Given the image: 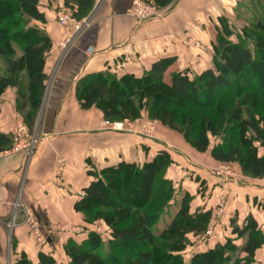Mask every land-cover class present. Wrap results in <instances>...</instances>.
I'll use <instances>...</instances> for the list:
<instances>
[{
  "label": "trees",
  "instance_id": "obj_1",
  "mask_svg": "<svg viewBox=\"0 0 264 264\" xmlns=\"http://www.w3.org/2000/svg\"><path fill=\"white\" fill-rule=\"evenodd\" d=\"M7 1L9 5L6 7L0 5V24L6 28L4 33H0V60L6 59L7 63L4 73L0 67V96L8 89H15L17 110L25 118V124L34 129L36 112L41 106L48 79L43 64L53 42L45 30L31 26L32 23L28 25L30 21L46 23L40 0ZM62 1L73 10L75 17L82 18L93 9L96 0ZM147 1L166 8L177 0ZM244 1L235 8L237 20L245 22L242 23L238 42L229 39L234 32L229 22L223 20L225 34L219 33L211 45L213 68L195 78L179 71L174 73L170 84L165 82V77L174 63L173 59L154 63L142 77L106 70L77 83L76 97L81 108H97L109 121L116 118L135 121L146 111L150 119L176 131H181L177 128L178 122L187 121V132H192L196 139L192 141L187 132H181L200 152H206L209 136L223 134L226 144L212 152L213 158L222 164H239L245 176L263 179L264 155L260 154V150L264 147V5L258 4L259 0ZM245 7L249 13L254 11L246 21L240 20L239 16ZM8 12L10 14L5 17L4 13ZM16 14L20 15V19ZM13 42L20 46L22 55H15L9 44ZM24 69L28 74L25 79L22 77ZM223 91L226 93L222 94ZM163 93L168 95L161 100L159 95ZM215 93L222 95L213 99ZM208 96L212 100L207 103L205 98ZM164 99L168 102H163ZM229 99H234V104L227 103ZM180 103L198 111L207 108L205 111H209L211 116L194 117L172 109V105L180 106ZM206 104L209 106L206 107ZM229 129L232 135H227ZM12 147V135L0 132V153ZM172 163L170 155L162 152L142 168L122 163L104 169L102 176L85 189V196L75 202L74 208L84 214L94 210L113 211V217H118L121 222L118 226L111 224L114 239L107 241L108 253H104L105 241L100 235L92 234L81 240L69 239L64 246V254L71 264H255L256 253L264 244V234L252 215L245 219L243 225L238 224L236 217L231 220V236L236 240H245L241 247L236 245L235 240L227 239L206 248L189 263L182 255L187 247L186 238L188 235L202 236L208 231L213 209L192 214V199L186 195L170 225L160 234L156 231L161 215L175 198V185L167 178ZM131 177H134L133 188L137 198L144 200L148 208L141 203L128 206L133 196L131 187L124 183ZM112 187L115 189L113 194L110 191ZM97 215L102 217L100 213ZM106 220L110 224L109 219ZM125 247L132 252L123 260L120 254L124 253ZM241 256L245 257L241 259ZM16 264L32 263L23 254ZM39 264H55V259L41 253Z\"/></svg>",
  "mask_w": 264,
  "mask_h": 264
},
{
  "label": "crops",
  "instance_id": "obj_2",
  "mask_svg": "<svg viewBox=\"0 0 264 264\" xmlns=\"http://www.w3.org/2000/svg\"><path fill=\"white\" fill-rule=\"evenodd\" d=\"M133 1L96 0L91 27L72 47L71 44L65 47L68 51L63 48L66 30L53 17L48 21V32L57 50L47 63L49 82L39 107L40 116L35 118L39 143L32 154L0 153V264H16L23 254L32 264H39V255L50 251L56 259L53 255L61 253L67 240L85 237L67 234L59 239L53 234L49 237L48 249L26 222L33 221L41 235L48 237V229L55 224L78 220L74 204L79 199V191L94 181L93 172L122 163L142 166L147 161L145 147L151 158L159 151L154 144L145 143L136 135L102 129V117L95 108H81L76 97L77 83L106 70L142 77L154 63L163 59H173L179 71L205 70L210 66L212 54L206 51L197 58L195 51L183 46V34L190 33L209 48L212 44L210 30L217 29L219 20L224 17L234 22V10L240 0H177L164 9L162 17L144 24L126 14ZM42 4L49 11L51 5L46 0ZM165 35L167 38H163ZM0 108V132L13 135L23 119L17 110L16 90L5 92ZM157 142L163 144L160 140ZM176 154L173 151L176 172L181 168L190 170L182 165L187 158L183 160ZM194 165L195 171L202 170L199 164ZM214 178L206 171L203 182L217 185ZM217 181L224 186L220 179ZM240 185L250 190L244 191L241 187L240 191ZM227 186H231L225 212L227 221L236 217L238 224L243 225L252 215L264 231V183L255 179L247 182L230 179ZM212 202L206 198L203 204L213 206Z\"/></svg>",
  "mask_w": 264,
  "mask_h": 264
},
{
  "label": "rangeland",
  "instance_id": "obj_3",
  "mask_svg": "<svg viewBox=\"0 0 264 264\" xmlns=\"http://www.w3.org/2000/svg\"><path fill=\"white\" fill-rule=\"evenodd\" d=\"M0 1H2V0H0ZM42 1L43 0H40V5H41V9L43 11L45 9L44 12H45V16H46L45 17L46 23H44V22L39 23V22H35V21H30L28 23V25L30 23H32V24H30L31 26H35V27L37 26L38 28L45 30L47 35H49L47 24H48V21H51L52 17L54 18L56 23L60 27H62L60 24V21H59V16L61 14H63L64 16H68L70 18V20H74L77 22H83V21L87 22V24L83 26V28H82L83 30L81 32H79L78 35L74 36L72 34H67V40L71 41L70 47H72L74 45V43H75L74 41L77 38H79L80 35H82L85 31H87L91 27V25L95 19L94 9H92L86 16H84L82 18H77L73 15V10L69 6L64 4V2L62 0H46V3H48V5H51V8L49 9V11H46V7L42 4ZM141 1L148 4V5L155 6L159 10V13L163 14V11L165 8L158 7L156 4L148 2L147 0H141ZM133 2H132V4H133ZM240 2L245 3L244 0H240L237 3V5ZM258 4L264 5V0H259ZM0 5L3 7H6L7 5H9V2L7 0H4V2H2V3L0 2ZM237 5H236V8H237ZM11 7L13 9V5ZM94 7H95V5H94ZM253 12L254 11L251 10L249 13V10L247 7L241 9V13H239L240 14L239 16L242 19H240V20L246 21L247 17L251 16V13H253ZM9 14H10L9 12H8V14L4 13V16L7 17ZM16 17L18 19H20L19 14H16ZM236 17H237V15H236V12L234 10V22H232L233 24L230 23L226 17L219 20V23H220L219 27L217 29L210 30L211 37H212V43H214V41L217 40L219 33L225 34V31H223V23H222L223 20L224 21L226 20L229 22V25L233 29V32H234V35L229 36V39L232 40L234 43L238 42V35L241 33L242 23L245 24V22H239ZM26 19L24 18L25 21H28ZM135 21H137V20H135ZM5 31H6V28L4 27V25L0 24V33H4ZM14 31L15 30H12V32H14ZM73 36H74V38H73ZM183 36L185 37V39L183 40V43L185 41V44L183 46L185 48L191 49L192 51H195V55L197 58H199L200 55H202V53H204L206 51L213 55L212 46H210L209 48L204 46L203 44L198 42L193 36H191V34L188 32L184 33ZM49 37H50V35H49ZM163 38H167V36L165 35ZM9 44L14 49L15 55H17V56L22 55V51H21V48L19 45L15 44L14 42L9 43ZM65 47H67L66 43L63 46V48L67 49V51H68V48H65ZM56 50L57 49L55 48L54 45L51 46V48L49 50H47L48 53H47L46 59L44 60L43 69H44L46 75L48 76L46 85L49 82V76H50V73L48 72L49 65L47 63L49 62L50 55L52 53H55ZM64 53H66V51ZM212 55H211L210 66L208 68H206L205 70L214 67ZM6 64H7L6 59L0 60V67H1V71L3 73L7 67ZM196 69H200V68H196ZM205 70H202V71L193 70L194 72L193 71L190 72L189 70H187V71H181V72H186V73L190 74V76L192 78H195L196 76H198L201 72H203ZM178 72H179L178 66L173 63L166 73L165 82L170 84V82L172 80V76L174 75V73H178ZM27 75H28L27 69H24L22 72V77L25 79ZM251 85H253V82H251ZM120 90L121 89L119 88V91ZM12 91H13V89H12ZM225 93H226V91H223L222 94H225ZM4 94L0 96L1 99L4 96ZM222 94L221 93H217V94L215 93L214 96L212 95L213 99L215 98V96H220ZM167 95H168V93H163L162 95H159V97H161L162 98L161 100H163V97H165ZM205 99L207 100V103L212 100L210 98V96H208ZM163 102H168V100L164 99ZM226 102L229 104L230 103L234 104L235 100L229 99ZM41 104H42V102H41ZM180 104H181L180 106L172 105L171 107H173L172 109L180 111L179 113H182L185 115L192 114L194 117H200L201 115L211 116L209 111H205V110H207V108L204 111H198V110H193L190 107L185 106L183 103H180ZM208 106L209 105L206 104V107H208ZM95 110L102 117L100 127L102 129H104L105 131H109V132H113V133L136 135L138 137H141L145 143L154 144L155 148L159 149V151L156 152V154H154V156H156L162 152H166L170 155L173 163H172V165H170V167L167 171V178L169 180H171L173 182V184L175 185L176 193H175L174 200L171 201L168 208L161 215L159 223L155 227L156 231L159 234L162 233L166 229V227H168L170 225L174 215L178 212L181 200L186 195H189L192 199L191 200V213L192 214H195V213L202 211L204 209H207V208L210 209L209 207H212L213 219L211 221V226L208 229V231L205 234H203L202 236L194 237L192 235H188L186 238L187 247L182 254L184 256V259L186 262H188V263L191 262L192 259L196 255L200 254L206 248L213 247L215 244H217L219 242H224L227 239L235 240V243H236V245H238V247H241V245L244 244L245 240H236V238L232 237L231 234L229 233V228H231V226H230L231 220H233V219H228L230 221H227V218L225 217V212H226L227 205H228V198H229L230 193H231V191H230L231 186L226 187V185H227V182L230 181V179L247 182L248 179L252 180V178H249L242 173V170H241V167L239 166V164H235V163L222 164V163L217 162L213 158L212 152L218 146H220L222 144H224V145L226 144V140H224L223 134H221V136H219V137L209 136V141L207 142V145H206V147H207L206 152H200L196 148L191 146V144L186 140L184 133L181 132V131L187 132L188 128L185 125V123L187 121L186 122L185 121L184 122L183 121L178 122L177 128L180 129L181 131H176V130L170 129V128L162 125L157 120L150 119L148 117V114L146 111H143L141 118H138L135 121H132V120L121 121V120H118V118H116L112 121H109V120H106L104 118L101 110H99L97 108H95ZM40 113H41V110L39 109V111L36 112L35 118H39ZM25 117H26V115H25ZM21 119H22V121H19L20 124L25 125L27 127L31 137L32 138L36 137V140L39 143L40 137H38L39 135L36 131V127H34V129H31L30 127H28L29 125L28 126L26 125L27 123L25 124V118L23 116H21ZM15 129H14V132H15ZM14 132L12 135L13 147L9 151H13L14 146H15ZM187 133H188V135H190V140L193 141L194 139H196L194 137V135L191 134L192 132L190 133L188 131ZM231 133L232 132L229 129L227 135H232ZM156 140L157 141L160 140L164 145L157 142ZM38 143H37V145H38ZM144 149H145L146 154H147V159H146L147 161L142 166L136 165L139 168H142L143 166H145V164L148 161H150L154 158V156L151 158L150 153H148L149 150H147L146 147ZM173 151L177 152L176 155H179V153H178L179 151L182 152L184 154V156L179 155L180 158H183V160H186V158H187V161H189L193 164L192 166H189L187 161H184L182 163L183 167H185V168L190 167V170H189V168H187V170H185L184 168H181L178 173L176 172L178 170L175 168L176 161L174 160ZM260 154L264 155V147L261 148ZM148 157H149V159H148ZM194 164H197V165L199 164L201 166L202 170L198 169L197 171H195L194 169H196V167ZM103 170L104 169H102V170L99 169V170H96L95 172H93L94 180L97 179L98 177L102 176L101 172ZM206 171L210 172L211 174H213L215 176V178L212 180H213V182L214 181L217 182L216 183L217 185H208V181L205 183L203 182V178H204V175L206 174ZM170 172H171V174H170ZM204 172H205V174H204ZM170 177L173 179H171ZM208 178H210V177H208ZM219 179L225 187L222 185H218L219 181H217V180H219ZM133 180H134V177H131L129 181L124 183V185L131 187V194L133 196L130 203H128V206L131 207V206H134L136 204L141 203V204H143L144 208H148L149 206L147 203H145L144 200H140L139 198H137L135 188H133L134 187ZM255 180L258 182L264 183V178L263 179H255ZM89 186H87L86 188H88ZM239 187H240V189H239L240 191H242V188L244 189V191L250 190V188L248 186H245V185H240ZM86 188L79 191V194H78L79 199H81L85 196L84 191ZM110 191H112V194H113V192H115L114 187H112V189ZM206 198H208V200H210V201H213L212 202L213 206L207 207L205 205H208L209 203L203 204V203H205ZM222 198H224V200H225L224 206L222 205L223 204ZM214 203H216V204L214 205ZM87 204L88 203H86V205ZM261 205L263 206V203H261ZM74 210L79 217L78 220L72 221L69 219L65 222H59V223L55 224L52 229H48V231H49L48 237L41 235L40 230L38 229L37 225L34 222L31 223V221L28 220L26 222V224L31 228V230L35 234L38 232L40 233V235L43 239V242H41V243H42V245H44V247L46 246V248H48V249L50 247V245L48 244V240H49V237H51V235H53V234L57 235L59 237V239H61V237L65 238L67 234H77V235H75V237H77L78 235H80V236L82 235L85 237L84 239H86V237H88V236H91L92 234H95V235L97 234V235H100V237L103 239V241H105L103 243L104 253H108L110 250H109V246H108L107 241H113V239H114L112 236L113 229H112L111 224L118 226L120 224L119 222H121L120 220H118L119 218L113 217V214H112L113 211L103 210L100 212V211L94 210L93 212H90V214L85 213L86 214L85 215L82 212H78L75 208H74ZM99 210H102V209H99ZM221 210H223V211L220 212ZM98 213H100L102 215V217L101 216L99 217L97 215ZM106 218L109 219L110 224L108 223ZM121 219L124 221L123 218H121ZM209 231L211 232L210 235L208 234ZM220 234L222 236H220ZM263 234H264V231H263ZM38 238H39V236H37V239ZM67 243H68V240L66 241L65 245H67ZM64 246H63V249L61 250V253H56L55 255H53L56 257L55 264H71V260L69 259V257H67L64 254ZM131 252L132 251L130 250L129 247H125L124 253L120 254V256L123 260H126L129 257V255L131 254ZM45 253L51 255V251L45 252ZM244 257L245 256H241V259H243ZM254 261H255V264H264V244L261 247V249H259L257 251L256 256L254 258ZM87 264H89V262H87Z\"/></svg>",
  "mask_w": 264,
  "mask_h": 264
},
{
  "label": "built area",
  "instance_id": "obj_4",
  "mask_svg": "<svg viewBox=\"0 0 264 264\" xmlns=\"http://www.w3.org/2000/svg\"><path fill=\"white\" fill-rule=\"evenodd\" d=\"M126 14L127 16L137 20L138 23L140 24H144L153 19L162 17V14L159 13V10L155 6L148 5L142 2L141 0H135ZM59 21H60L61 26L66 30L67 34H72L74 36L78 35L79 32L83 30L82 29L83 26L87 24L86 21L77 22L74 20H70L68 16H64L63 14L59 16ZM70 43H71L70 40H66L67 45ZM14 141H15L14 142L15 146H14L13 152H16V153L25 152V153L31 154L38 143V141L36 140V137L32 138L27 127L20 123L15 129ZM0 158H1V155H0ZM222 199L224 200V198ZM223 200H222L223 202L222 205L224 206L225 200L224 201ZM1 201H2V188L0 185V203ZM222 211L223 210H221L220 212ZM31 223H33V221H31ZM208 234L210 235L211 232L209 231ZM36 235L39 236L38 240L40 242H43V239L40 233L38 232L36 233Z\"/></svg>",
  "mask_w": 264,
  "mask_h": 264
}]
</instances>
